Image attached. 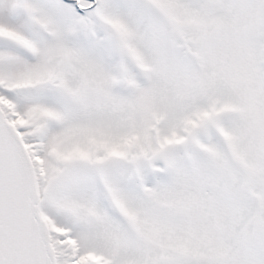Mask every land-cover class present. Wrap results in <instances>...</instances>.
<instances>
[{
  "label": "snow or ice",
  "instance_id": "1",
  "mask_svg": "<svg viewBox=\"0 0 264 264\" xmlns=\"http://www.w3.org/2000/svg\"><path fill=\"white\" fill-rule=\"evenodd\" d=\"M0 264H264V0H0Z\"/></svg>",
  "mask_w": 264,
  "mask_h": 264
}]
</instances>
